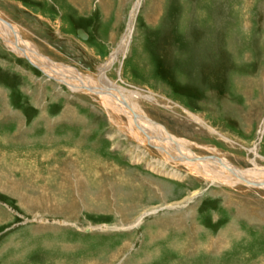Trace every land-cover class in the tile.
Returning a JSON list of instances; mask_svg holds the SVG:
<instances>
[{
	"label": "rangeland",
	"instance_id": "374dc122",
	"mask_svg": "<svg viewBox=\"0 0 264 264\" xmlns=\"http://www.w3.org/2000/svg\"><path fill=\"white\" fill-rule=\"evenodd\" d=\"M136 1L0 0V21L99 77ZM125 49L106 78L140 111L198 156L264 169V0H141ZM102 101L0 35V264H264V188L192 174Z\"/></svg>",
	"mask_w": 264,
	"mask_h": 264
},
{
	"label": "bare ground",
	"instance_id": "6f19581e",
	"mask_svg": "<svg viewBox=\"0 0 264 264\" xmlns=\"http://www.w3.org/2000/svg\"><path fill=\"white\" fill-rule=\"evenodd\" d=\"M140 1L141 0H137L134 4L130 15L128 31L124 34L119 47L114 51L108 62L100 68L99 77H86L71 69H67L68 67H66V65L63 66L61 64L51 62L47 57L39 53L36 48H33L30 43L18 38L13 33L12 27L9 29V27H7V25L1 21L0 35H4V38L10 44L13 51L27 57L33 64L40 67L46 74L53 76L54 78L58 77L61 82H65L70 85L72 90H89L92 93L99 95L103 100V104L108 110L115 114H125L128 117L129 121L131 122V131L135 135L139 136L140 140L143 138V142L149 141L150 143L159 146L162 149L165 157L171 159L172 161H180L179 163L184 164L192 174L200 176L209 183L218 186L235 187L236 185L243 184L248 187L259 186L264 188V169L256 168L252 170H242L225 160H220L214 157L198 156L194 154L188 149L183 140L170 135V133L167 132L164 127L153 121L144 112L140 111V108H138L137 105V100L140 97L138 92H132L125 90L124 88H115L114 84H109L107 81V69L115 61H118L120 53L126 50L125 48L132 30V22L137 10L139 9ZM188 113L194 120L202 122L199 117L193 115L190 112ZM137 130H139V132ZM140 133H142L144 137H142ZM118 181L121 184V180L118 179ZM198 193L199 191H194L185 202L191 198H195ZM178 204L181 203L179 202L175 205ZM175 205H168V207ZM225 242V244H230L228 243L229 241ZM216 245L217 246H215V248L213 247V252L216 248L222 247L223 243H217ZM263 262L264 260H262L261 263Z\"/></svg>",
	"mask_w": 264,
	"mask_h": 264
},
{
	"label": "water",
	"instance_id": "95a60500",
	"mask_svg": "<svg viewBox=\"0 0 264 264\" xmlns=\"http://www.w3.org/2000/svg\"><path fill=\"white\" fill-rule=\"evenodd\" d=\"M77 35L83 39H87L88 38V34L84 31L83 28H78L76 31Z\"/></svg>",
	"mask_w": 264,
	"mask_h": 264
}]
</instances>
